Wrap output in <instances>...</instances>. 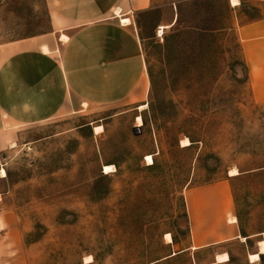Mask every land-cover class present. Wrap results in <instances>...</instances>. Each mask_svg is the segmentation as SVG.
<instances>
[{"label": "rangeland", "instance_id": "374dc122", "mask_svg": "<svg viewBox=\"0 0 264 264\" xmlns=\"http://www.w3.org/2000/svg\"><path fill=\"white\" fill-rule=\"evenodd\" d=\"M231 1L152 0L136 18L143 92L11 131L0 155V264H264V254L249 258L264 241V101L237 35L260 11ZM49 29L45 0H0V44ZM217 183L242 238L193 250L188 194ZM225 253L230 261L216 263Z\"/></svg>", "mask_w": 264, "mask_h": 264}, {"label": "crops", "instance_id": "0c3cea01", "mask_svg": "<svg viewBox=\"0 0 264 264\" xmlns=\"http://www.w3.org/2000/svg\"><path fill=\"white\" fill-rule=\"evenodd\" d=\"M250 1L260 16L239 25L237 35L254 98L264 101V0ZM45 2L47 32L0 44V155L19 125L42 124L69 109L116 105L146 85L136 18L152 9V0ZM232 204L226 183L190 190L191 249L242 238L238 222L227 221ZM16 246L11 250L24 251Z\"/></svg>", "mask_w": 264, "mask_h": 264}, {"label": "bare ground", "instance_id": "6f19581e", "mask_svg": "<svg viewBox=\"0 0 264 264\" xmlns=\"http://www.w3.org/2000/svg\"><path fill=\"white\" fill-rule=\"evenodd\" d=\"M231 3H232V5H234V6L239 5L238 0H232ZM118 14H119V13H118ZM122 23H123V24H129L130 21L124 19V20L122 21ZM161 28H162V30H165V29L168 28V26H163V27H161ZM63 40L66 41L67 38H66V37H63ZM45 50L47 51V49H45ZM85 105H86V104H85ZM145 107H146V105H143V106L140 107V109L142 110V109H144ZM142 125H143V120H142L141 117H138V118H137V126L140 127V126H142ZM101 129H102V127H96V128H95V132H96V134H98V133L101 131ZM188 145H190V142H189L188 139H186L185 141H183V146H188ZM146 161H147L148 165H152V164L154 163L153 156L148 155V156L146 157ZM114 170H115V167L112 166V165H105V166H104V173H105V174H109L110 172H113ZM229 175L237 176V175H239V172H238L237 170L233 169V170L230 172ZM6 176H7V175H6V171H5V170H2V171H1V177L4 178V177H6ZM230 219H231V218H230ZM167 238H168V239H167V240H168V241H167L168 243H172V242H173L171 236L168 235ZM243 240H246V239H243ZM259 243H260V244H259V245H260L259 253L251 254V255L249 256L251 262H256V261L258 262V261L260 260L261 255L264 254V241H261V242H259ZM216 261H217L216 263H225V262H229V261H230V257H229V255H228L227 253H225V254H222V255H218ZM87 262H88V260H87Z\"/></svg>", "mask_w": 264, "mask_h": 264}, {"label": "built area", "instance_id": "2783aa9c", "mask_svg": "<svg viewBox=\"0 0 264 264\" xmlns=\"http://www.w3.org/2000/svg\"><path fill=\"white\" fill-rule=\"evenodd\" d=\"M123 24V23H122Z\"/></svg>", "mask_w": 264, "mask_h": 264}]
</instances>
